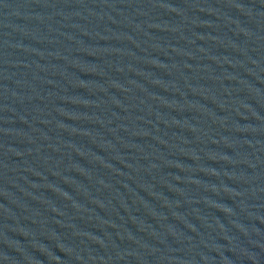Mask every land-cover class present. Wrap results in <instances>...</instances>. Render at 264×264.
<instances>
[{
  "label": "water",
  "instance_id": "1",
  "mask_svg": "<svg viewBox=\"0 0 264 264\" xmlns=\"http://www.w3.org/2000/svg\"><path fill=\"white\" fill-rule=\"evenodd\" d=\"M0 264H264V0H0Z\"/></svg>",
  "mask_w": 264,
  "mask_h": 264
}]
</instances>
